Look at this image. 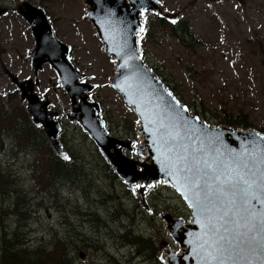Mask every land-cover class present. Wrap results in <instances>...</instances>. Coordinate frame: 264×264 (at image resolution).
<instances>
[{
  "label": "rangeland",
  "instance_id": "374dc122",
  "mask_svg": "<svg viewBox=\"0 0 264 264\" xmlns=\"http://www.w3.org/2000/svg\"><path fill=\"white\" fill-rule=\"evenodd\" d=\"M28 1L44 8L56 36L72 46V62L85 72L86 82L95 84L93 96L101 103L111 135L139 141L136 115L111 86L112 59L105 55L85 18L82 1ZM15 2L0 0L8 11L0 15V102L33 141L27 148L22 133H15L0 118V171L10 180L0 194V260L4 242L13 233L22 242L17 247L27 246L28 254L33 253L28 258L50 252L71 264H163L161 256L166 250L182 255L169 226L175 219L185 227L193 226L186 202L165 180L142 194L126 187L78 123L62 118L64 130L59 138L70 157L64 162L67 173L72 169L76 176L49 179L47 169L56 161V152L43 129L31 121L19 93L13 94L12 82L4 72L8 68L20 79L32 77L27 52L34 38L16 12ZM163 5L181 12L178 22L189 28L191 35L186 36L192 44L179 42L167 24L148 14L145 24L150 32L142 35L140 43L153 72L191 113L208 123L226 124L224 113L242 115L248 125L240 128L264 132V0H163ZM181 28H175L180 35ZM40 72L38 93L48 90L46 97L60 112L69 104L68 94L49 65ZM43 176L46 183L40 181ZM134 236L147 239L152 249L147 251L145 242L141 247L130 242ZM188 240H196V235ZM80 250L86 253L83 259L78 256ZM200 259L192 261L199 263Z\"/></svg>",
  "mask_w": 264,
  "mask_h": 264
},
{
  "label": "water",
  "instance_id": "95a60500",
  "mask_svg": "<svg viewBox=\"0 0 264 264\" xmlns=\"http://www.w3.org/2000/svg\"><path fill=\"white\" fill-rule=\"evenodd\" d=\"M83 4L86 7V16L95 29L106 55L113 57L111 86L121 93L124 103L133 109L138 117L136 129L140 134V141L133 143L129 138H118L109 134L101 115L100 104L89 94L95 88V84L83 81L85 73L75 68L71 62L69 46L54 36L43 8L26 0L19 5L18 12L28 21L34 37L33 46L28 50L33 78L20 80L8 70L7 73L19 90L21 101H27L26 109L33 122L42 126L52 148L63 158L67 153L57 137L60 125L56 117L59 113L49 108L51 101L46 94L40 99L35 91V87L40 86L39 71L43 69L45 62L50 63L69 97V104L64 108L67 109V117L77 121L93 138L124 185L131 190L134 189V185H142L137 188L142 194L148 186H153L156 180H165L187 203L194 218L192 229L187 234L190 236L196 232L194 234L196 240L184 242L174 232L169 233L181 249L187 247L191 251L192 247L193 249L196 247V258L203 257L205 253L200 244L206 237L201 224L196 223L200 216L189 206L192 203L191 197L185 199L187 193L180 186L177 177L168 175L171 169L165 167L162 153L166 147H171L173 151L167 155L173 160L181 155H187L189 162L192 157L200 159L203 153L199 151L200 140L197 137L207 131L210 135L219 137L217 146L225 157L230 155L229 150L233 153L255 151V158L259 160L264 156V132L253 127L242 129L227 124L212 125L201 119L191 113L187 105L182 103L171 88L143 61L136 40L142 28L140 21L142 14L146 10H152L175 20L181 14L180 11H165L160 7L158 0H83ZM4 11L0 8V14ZM130 56L136 58L129 59ZM126 62L128 66L123 67ZM185 108L187 111H184ZM161 124L168 127L161 128ZM169 129L179 131L182 138L164 145L166 137L162 134ZM124 148L134 154L137 153L139 157L125 155ZM257 148L259 150H256ZM179 167L181 165L177 164L176 168ZM261 168H264V165H261ZM259 207L257 205V208ZM181 221L175 219L169 228L174 229L173 224ZM170 252L167 250L165 253L166 260H163L165 264H198L192 262L186 252L180 256L176 252ZM79 254L81 257L84 256L82 252ZM201 264L216 262L204 261ZM253 264L260 262L254 259Z\"/></svg>",
  "mask_w": 264,
  "mask_h": 264
},
{
  "label": "snow or ice",
  "instance_id": "6c2138e0",
  "mask_svg": "<svg viewBox=\"0 0 264 264\" xmlns=\"http://www.w3.org/2000/svg\"><path fill=\"white\" fill-rule=\"evenodd\" d=\"M133 58L136 57H129ZM127 66L126 62L123 67ZM160 127L168 126L161 124ZM162 135L166 137L164 145L182 138L179 131L171 129ZM197 139L199 151L203 153L200 159L192 157L189 162L187 155H181L173 160L167 155L173 151L171 147H166L162 156L165 167L171 169L168 175L177 177L187 193L185 199L191 197L189 206L203 217L198 221L206 237L200 245L205 253L202 259L216 264H253L255 259L264 264V168H261L264 156L256 160L255 151L233 153L229 150L230 155L225 157L217 146L218 136L205 131ZM177 164L181 167L176 168Z\"/></svg>",
  "mask_w": 264,
  "mask_h": 264
},
{
  "label": "trees",
  "instance_id": "16d2710c",
  "mask_svg": "<svg viewBox=\"0 0 264 264\" xmlns=\"http://www.w3.org/2000/svg\"><path fill=\"white\" fill-rule=\"evenodd\" d=\"M183 27V28H181ZM175 28H178V30H180V28L182 29V34L180 35L179 31H176ZM172 28L171 33L178 39L179 42H181L182 44L191 47V41L188 39V37L186 35H191L189 28L186 25H181L179 27H175ZM211 70V69H209ZM196 72H198V70H195ZM242 115H233V114H228V113H224V115L222 116V119L226 121L227 125H237L240 127H246L248 125V123H246L243 119H242ZM0 118H5L8 123L10 124L11 128L13 129V131L15 133H22V135L25 138V145L27 148H29V146L32 143L33 138L28 135L27 133H23V131L20 130L19 128V124L16 121V118L13 114L8 113V111L2 109L1 107V102H0ZM1 133H0V138H3V130L0 128ZM33 131V130H32ZM36 130L33 131V133H35ZM1 145V143H0ZM56 161L51 162L50 166L47 169V174L50 180H59L61 178H73L76 176L75 171H73L72 169H70L69 173H67V169L65 168V164L63 161H61L58 157L54 156ZM47 177L43 176L40 177V181L41 183H46ZM14 237L16 239V237H18V235L16 233H13L11 235L10 238ZM130 237L132 238V235H130ZM9 238V239H10ZM7 239L4 242V247L2 250V256H1V264H33L34 262H38V264H43V262L45 264H70L71 262L68 260H63L62 258H56L55 256H52V254L50 252H47L45 254H43V252H41L40 254H38V256H35L33 258H28L29 255H32V253H29L28 247L27 246H21V247H16L17 245H22V242H20V240H16L17 242H15V240H9ZM15 242V243H11V242ZM132 243H134L136 246L141 247L144 242L146 243V245H143V247L147 250L150 251L152 249V245L149 243V241L147 239H143L140 236H134L133 239L130 241ZM11 243V244H10ZM42 248H38L37 251H41ZM146 253V251H145Z\"/></svg>",
  "mask_w": 264,
  "mask_h": 264
},
{
  "label": "bare ground",
  "instance_id": "6f19581e",
  "mask_svg": "<svg viewBox=\"0 0 264 264\" xmlns=\"http://www.w3.org/2000/svg\"><path fill=\"white\" fill-rule=\"evenodd\" d=\"M182 239H183L184 242L187 241L186 237H183ZM182 249H187V247H185V248L182 247ZM255 263H256V262H255Z\"/></svg>",
  "mask_w": 264,
  "mask_h": 264
},
{
  "label": "flooded vegetation",
  "instance_id": "af4514ba",
  "mask_svg": "<svg viewBox=\"0 0 264 264\" xmlns=\"http://www.w3.org/2000/svg\"><path fill=\"white\" fill-rule=\"evenodd\" d=\"M62 118H64V117L61 116L60 120H61V123H62V125H63V120H62ZM0 186H1V181H0ZM70 264H71V263H70Z\"/></svg>",
  "mask_w": 264,
  "mask_h": 264
}]
</instances>
